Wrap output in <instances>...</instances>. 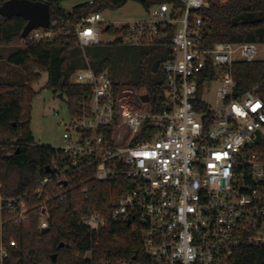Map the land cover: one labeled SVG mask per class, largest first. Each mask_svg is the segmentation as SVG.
<instances>
[{
    "label": "built area",
    "instance_id": "1",
    "mask_svg": "<svg viewBox=\"0 0 264 264\" xmlns=\"http://www.w3.org/2000/svg\"><path fill=\"white\" fill-rule=\"evenodd\" d=\"M211 1L227 0L165 2L152 6L146 20L117 23L89 12L73 24L82 49L102 43L101 35L125 45L153 44L166 36L167 27L174 28L172 54L158 67L165 100L156 112L146 89L115 88L105 70L96 73L87 64L71 74V82L88 93L78 101L80 114L68 113L69 121L61 123L63 144L51 146L49 172L35 192L41 196L55 182L67 187L71 176L83 172L96 181L125 180L107 217L90 212L79 224L97 233L108 221L125 222L139 233L140 250L97 264H229L243 243L264 246V151L258 147L264 136V94L251 90L234 96L232 77L235 61L256 60L258 44L201 47L198 11ZM59 32L49 24L27 36L49 41ZM52 193L51 188L38 204L39 229L48 226L45 204ZM4 207L15 223L27 217L22 196H0V210ZM7 258L0 239V264Z\"/></svg>",
    "mask_w": 264,
    "mask_h": 264
},
{
    "label": "trees",
    "instance_id": "2",
    "mask_svg": "<svg viewBox=\"0 0 264 264\" xmlns=\"http://www.w3.org/2000/svg\"><path fill=\"white\" fill-rule=\"evenodd\" d=\"M7 1L0 0V7ZM44 1L50 9V26L60 28L53 40L28 39L23 33L27 19L0 14V61L8 67L9 75L19 77L14 81H0V196H22L27 209V217L20 223L13 222L9 209L0 210V239L8 248L5 264H97L104 258L115 260L138 254L139 233L132 231L125 222L108 221L97 233L79 224L80 218L90 212L108 216L111 203L123 192V178L96 181L91 172H83L71 176L67 187L60 188L55 182L45 186L41 196L35 192L55 150L49 145L37 144L32 136L30 111L36 94L32 86L46 73L43 88L61 93L67 101L68 113L76 116L80 114L78 101L88 93V88L73 84L71 74L89 64L96 73L107 71L115 88L146 89L154 96L152 110L158 111L165 100L163 79L162 75L156 76L159 70L151 71V66L155 60L164 61L171 56L173 26L166 28V36L159 41L142 45L139 56L142 63L153 55L149 66L140 64L124 81L118 82L112 68L116 47L122 43L115 38L82 49L73 24L89 12L119 8L128 1L137 2L149 11L152 6L176 0H91V3H80L67 11L60 7L63 0ZM243 12L255 13V17L232 22L233 17ZM198 13L203 16L201 47L210 48L216 42L264 45V0L211 1ZM198 77L202 79V75ZM232 77L234 96L251 90L258 95L264 94V60L235 61ZM258 147L264 151V136ZM51 188L52 197L45 204L48 230L40 233L38 204ZM65 189L67 191L61 193ZM11 241L13 246L9 245ZM87 252L90 257H85ZM52 254L56 255L54 259ZM229 264H264V246L243 243Z\"/></svg>",
    "mask_w": 264,
    "mask_h": 264
},
{
    "label": "rangeland",
    "instance_id": "3",
    "mask_svg": "<svg viewBox=\"0 0 264 264\" xmlns=\"http://www.w3.org/2000/svg\"><path fill=\"white\" fill-rule=\"evenodd\" d=\"M88 1L90 0H63L60 3V7L67 11L80 3ZM101 13L106 20L116 23L149 18L148 11L141 4L133 1H128L119 8L103 10ZM111 39L112 37L109 35L100 36V40L103 43L109 42ZM91 47L93 46L89 48ZM141 47L144 46L120 44L116 47L112 68V74H114L116 81H124L133 70H136L141 65L145 67L148 64L149 66L153 55H150V57L145 59L146 62L142 63L139 58L140 53L143 51ZM256 60H264V45L262 44L257 45ZM8 72V67L0 61V81L19 79L17 76L9 75ZM160 75L161 72L159 70L156 76ZM46 80L47 75L43 73L40 80L32 86L36 94L31 101L30 130L37 144L61 146L63 144L62 133L65 129L61 123L69 121L67 101L64 98H59L51 89L43 88ZM74 80L75 77H72L71 81L73 82ZM206 102L214 106L211 98H206Z\"/></svg>",
    "mask_w": 264,
    "mask_h": 264
},
{
    "label": "water",
    "instance_id": "4",
    "mask_svg": "<svg viewBox=\"0 0 264 264\" xmlns=\"http://www.w3.org/2000/svg\"><path fill=\"white\" fill-rule=\"evenodd\" d=\"M49 5L45 1H33V0H9L0 7V14L5 16L20 15L27 19V24L24 27L23 33L25 35L34 28L48 27L50 24ZM255 17V13L243 12L232 18V22H236L240 19H250ZM161 60L157 59L151 66V71L156 73ZM57 96L63 99V95L58 93ZM143 101H148V95L142 96ZM46 172H49L48 165L45 168ZM66 182H63L65 185ZM128 223V222H127ZM48 227L41 228L40 233L47 232ZM62 243L60 244V246ZM55 254H52V259L55 258Z\"/></svg>",
    "mask_w": 264,
    "mask_h": 264
}]
</instances>
